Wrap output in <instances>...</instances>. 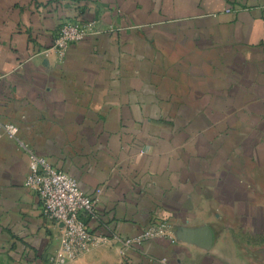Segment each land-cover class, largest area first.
Returning <instances> with one entry per match:
<instances>
[{
    "label": "crops",
    "instance_id": "0c3cea01",
    "mask_svg": "<svg viewBox=\"0 0 264 264\" xmlns=\"http://www.w3.org/2000/svg\"><path fill=\"white\" fill-rule=\"evenodd\" d=\"M68 20L102 32L61 56ZM0 121V264L60 245L29 150L101 188L108 240L67 264H264V0H0Z\"/></svg>",
    "mask_w": 264,
    "mask_h": 264
},
{
    "label": "built area",
    "instance_id": "2783aa9c",
    "mask_svg": "<svg viewBox=\"0 0 264 264\" xmlns=\"http://www.w3.org/2000/svg\"><path fill=\"white\" fill-rule=\"evenodd\" d=\"M101 32L95 21L68 20L58 28L54 48L63 56L71 44ZM3 132L16 138L18 126L0 121V135ZM25 184L39 196L43 214L50 220L63 224L60 245L49 256L52 264H67L84 254L91 244L108 240L107 233H96L91 229L94 222L102 225L97 210L101 188L91 194L84 192L75 177L33 150H29V173ZM155 237L173 239L171 225L165 221L156 222L150 224L139 236L121 240L127 246Z\"/></svg>",
    "mask_w": 264,
    "mask_h": 264
}]
</instances>
